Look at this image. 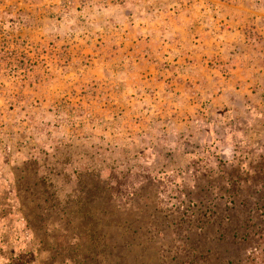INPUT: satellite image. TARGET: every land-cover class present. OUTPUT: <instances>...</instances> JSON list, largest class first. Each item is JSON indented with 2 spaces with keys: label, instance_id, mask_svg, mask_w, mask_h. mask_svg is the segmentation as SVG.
I'll return each instance as SVG.
<instances>
[{
  "label": "rangeland",
  "instance_id": "1",
  "mask_svg": "<svg viewBox=\"0 0 264 264\" xmlns=\"http://www.w3.org/2000/svg\"><path fill=\"white\" fill-rule=\"evenodd\" d=\"M0 264H264V0H0Z\"/></svg>",
  "mask_w": 264,
  "mask_h": 264
}]
</instances>
